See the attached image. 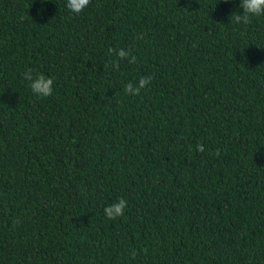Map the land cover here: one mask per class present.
I'll use <instances>...</instances> for the list:
<instances>
[{"label":"trees","instance_id":"16d2710c","mask_svg":"<svg viewBox=\"0 0 264 264\" xmlns=\"http://www.w3.org/2000/svg\"><path fill=\"white\" fill-rule=\"evenodd\" d=\"M239 4L0 0V264H264V16Z\"/></svg>","mask_w":264,"mask_h":264},{"label":"clouds","instance_id":"9594fccd","mask_svg":"<svg viewBox=\"0 0 264 264\" xmlns=\"http://www.w3.org/2000/svg\"><path fill=\"white\" fill-rule=\"evenodd\" d=\"M43 3V0H40ZM91 0H66L67 9L74 13L80 14L90 4ZM239 7L242 11L232 14V21L235 24L247 25L251 23L254 17L264 16V0H240ZM109 53H114L116 59L112 60V66L119 69V61L126 60L132 64L136 62V57L131 55L129 50L123 48L109 49ZM23 78L29 82L28 86L34 95L44 98L53 94L54 81L51 77H46L43 74L34 76L32 71L29 69L23 74ZM152 82V76H141L135 84L131 81L124 86V91L128 95L138 96L142 89H145ZM204 146L202 144L196 145V151L203 152ZM215 155H219V149H217ZM127 201L123 198L118 199L117 202L110 204L104 208L106 217L110 220H114L124 215ZM146 251V250H145ZM137 253L135 250L130 251V256L135 259Z\"/></svg>","mask_w":264,"mask_h":264}]
</instances>
